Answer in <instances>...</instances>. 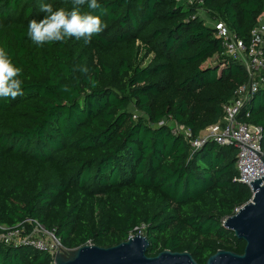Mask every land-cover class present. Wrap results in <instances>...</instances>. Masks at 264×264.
<instances>
[{"label":"trees","instance_id":"1","mask_svg":"<svg viewBox=\"0 0 264 264\" xmlns=\"http://www.w3.org/2000/svg\"><path fill=\"white\" fill-rule=\"evenodd\" d=\"M199 1L98 0L107 14H94L107 27L90 44L38 46L27 26L44 15L40 4L70 10L71 0H0V47L22 69L24 92L0 98V226L36 219L66 250L111 247L140 231L148 256L188 251L206 264L218 250L243 253L245 242L223 226L252 196L238 181V150L192 148L170 127L151 126L170 119L196 139L247 82L199 9L248 43L264 0ZM238 119L262 128L264 152V88ZM0 264L54 263L0 240Z\"/></svg>","mask_w":264,"mask_h":264},{"label":"built area","instance_id":"2","mask_svg":"<svg viewBox=\"0 0 264 264\" xmlns=\"http://www.w3.org/2000/svg\"><path fill=\"white\" fill-rule=\"evenodd\" d=\"M188 2L202 3L199 0H188ZM259 18L251 31L248 43L239 39L223 20L213 22L217 36L221 39L224 54L241 63L247 75V82L236 89L229 102L222 105L223 115L218 122L220 128L217 125L210 126L206 129L207 133L196 139H191L189 131L181 125L184 133L171 130L174 134L184 135L192 148H199L208 141L220 146H234L238 150L236 156L238 181L246 185L251 194L253 193L250 182L264 175V152L260 146L262 128L244 123L238 118L252 95L264 88V20ZM133 118L136 119L137 115L134 114ZM0 228L4 230L0 233L1 241L47 252L53 258L54 264L57 248H63L54 232L46 230L45 226L36 219L27 218L14 228L4 226Z\"/></svg>","mask_w":264,"mask_h":264},{"label":"water","instance_id":"3","mask_svg":"<svg viewBox=\"0 0 264 264\" xmlns=\"http://www.w3.org/2000/svg\"><path fill=\"white\" fill-rule=\"evenodd\" d=\"M250 184L251 199L223 222L238 240L245 242L243 253L218 250L206 264H264V175ZM148 246V238L138 231L111 247L86 244L68 249L66 256L58 252L55 264H198L188 251L165 249L155 256H148Z\"/></svg>","mask_w":264,"mask_h":264},{"label":"clouds","instance_id":"4","mask_svg":"<svg viewBox=\"0 0 264 264\" xmlns=\"http://www.w3.org/2000/svg\"><path fill=\"white\" fill-rule=\"evenodd\" d=\"M72 7H54L51 3H41L40 11L44 14L40 19H31L27 26V36L38 45L60 42L75 38L90 44L94 36L101 34L107 27L101 15L94 14L97 9L107 14V9L101 8L98 0H71ZM86 6L89 12L82 11ZM86 72L87 69H81ZM22 69L17 67L5 47H0V98L15 100L22 96ZM92 87L97 82L89 80ZM70 91L67 85L62 89Z\"/></svg>","mask_w":264,"mask_h":264},{"label":"rangeland","instance_id":"5","mask_svg":"<svg viewBox=\"0 0 264 264\" xmlns=\"http://www.w3.org/2000/svg\"><path fill=\"white\" fill-rule=\"evenodd\" d=\"M199 16L205 21L206 24L214 26V23H213L214 21H212L210 19L209 14L204 9H202V8L199 9ZM259 19L264 20V13L261 15V17ZM133 112L135 115H137V117L139 116V113L136 110H134ZM159 125L168 126V127H170V129L173 132H178V133H184L185 132L184 129L180 125L176 124L173 120H170V119H163L159 124L151 125V126L157 127ZM216 125L220 128V123H217ZM205 133H207L206 130L202 131L200 133V135H204ZM57 252H60L61 254L65 255V256L68 254V251L66 249L61 248V247L57 248Z\"/></svg>","mask_w":264,"mask_h":264}]
</instances>
